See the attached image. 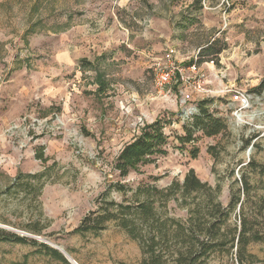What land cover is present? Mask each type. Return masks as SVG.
<instances>
[{
  "label": "rangeland",
  "instance_id": "1",
  "mask_svg": "<svg viewBox=\"0 0 264 264\" xmlns=\"http://www.w3.org/2000/svg\"><path fill=\"white\" fill-rule=\"evenodd\" d=\"M168 49L181 68L197 63L212 96L185 103L181 81L158 88ZM225 89L253 96L245 118ZM203 101L228 129L187 142L184 113L198 114ZM156 121L165 153L120 176L121 151ZM262 167L264 0H0V264H65L41 246L50 243L78 264H142L138 236L148 227L126 230L119 206H137L139 187L165 189L190 170L220 187L224 209L240 195L229 224L246 218L260 238L248 252L264 264ZM186 200L157 197L155 207L161 219L185 222L205 196ZM106 209L116 217L103 229L76 232ZM178 248L163 243L155 255L175 264ZM236 252L211 253L207 264H238Z\"/></svg>",
  "mask_w": 264,
  "mask_h": 264
},
{
  "label": "trees",
  "instance_id": "2",
  "mask_svg": "<svg viewBox=\"0 0 264 264\" xmlns=\"http://www.w3.org/2000/svg\"><path fill=\"white\" fill-rule=\"evenodd\" d=\"M213 45H208L205 52L210 51ZM207 103L203 101L199 113H194L191 118L184 120V128L187 133L185 140L187 142L192 141L196 132H201L206 137H214L227 131V122L210 112ZM165 139L160 121L145 125L140 136L123 148L116 161L115 168L120 176L127 177L141 164L153 163L155 161L154 156L164 154ZM246 144L249 145L250 141H247ZM194 156H196V152H194ZM262 172L264 173V167H262ZM243 183L244 191L248 190L249 182L244 179ZM220 192V187L213 188L208 183L201 181L194 170L188 172L183 182L174 181L165 189H158L155 186L139 187L134 194L138 205H120L119 213L121 212L123 217L121 219L123 227L132 233L137 229V222L148 227L146 235L138 236L144 253L142 264H162L155 253L161 244H168L171 241L176 247L179 246L177 250L179 257L175 260V264H207V259L211 253L226 249L228 246L230 250L236 248L238 264H253L255 256L249 254L248 247L250 243L260 238L257 233H253L248 228L245 217L242 219L240 227L236 224L233 226L229 224L232 211L236 209L239 203L240 207L243 204L240 195H238L237 198H233L229 209H224L222 204L217 201ZM194 193L203 194L205 201L196 203L194 208L189 209L190 215L187 221L161 219L155 207L157 197L168 201L173 198L179 199L181 196L184 201H187L186 199ZM141 196L143 199L140 198ZM114 206L115 203L112 202L110 207ZM95 214L97 211L90 212L83 219L76 232L83 234L99 232L103 229L101 225L106 220L116 217L109 209L97 214L96 217H94ZM4 239L22 243L27 241L25 238L14 234H10ZM41 246L62 263L70 264L57 250L45 244H41Z\"/></svg>",
  "mask_w": 264,
  "mask_h": 264
},
{
  "label": "built area",
  "instance_id": "3",
  "mask_svg": "<svg viewBox=\"0 0 264 264\" xmlns=\"http://www.w3.org/2000/svg\"><path fill=\"white\" fill-rule=\"evenodd\" d=\"M175 51L168 49L164 58L157 64V86L163 90L172 84H177L181 81L184 90L181 89L185 103L192 101V94L195 93L201 97H210L213 95V90L208 87L207 79L201 72L197 63L191 64L187 68H181L174 64ZM213 64V62H212ZM223 93H229L232 96V102L237 104L234 116L236 119L245 118L243 112L246 111L252 103L253 96L247 92H239L235 90H223ZM195 112L189 110L185 112V120L191 118Z\"/></svg>",
  "mask_w": 264,
  "mask_h": 264
},
{
  "label": "water",
  "instance_id": "4",
  "mask_svg": "<svg viewBox=\"0 0 264 264\" xmlns=\"http://www.w3.org/2000/svg\"><path fill=\"white\" fill-rule=\"evenodd\" d=\"M52 247H53L54 249L58 250L60 253H62V255L65 257V259H66L70 264H78L75 260H74V261H71L70 259H68V257L66 256V253L60 249V248L64 249L62 246L53 244Z\"/></svg>",
  "mask_w": 264,
  "mask_h": 264
},
{
  "label": "bare ground",
  "instance_id": "5",
  "mask_svg": "<svg viewBox=\"0 0 264 264\" xmlns=\"http://www.w3.org/2000/svg\"><path fill=\"white\" fill-rule=\"evenodd\" d=\"M240 117H241V116H240ZM50 245L53 246L52 243H50ZM60 249L66 253V256L68 257V259H70L71 261H74V260L71 258V256H70V255H69L64 249H62V248H60Z\"/></svg>",
  "mask_w": 264,
  "mask_h": 264
}]
</instances>
